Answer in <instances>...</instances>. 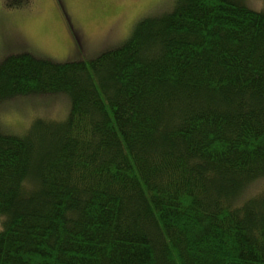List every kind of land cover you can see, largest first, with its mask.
<instances>
[{
	"label": "trees",
	"instance_id": "16d2710c",
	"mask_svg": "<svg viewBox=\"0 0 264 264\" xmlns=\"http://www.w3.org/2000/svg\"><path fill=\"white\" fill-rule=\"evenodd\" d=\"M0 264H264V9L174 0L86 60H0ZM256 188L255 190H253Z\"/></svg>",
	"mask_w": 264,
	"mask_h": 264
},
{
	"label": "rangeland",
	"instance_id": "374dc122",
	"mask_svg": "<svg viewBox=\"0 0 264 264\" xmlns=\"http://www.w3.org/2000/svg\"><path fill=\"white\" fill-rule=\"evenodd\" d=\"M174 0H0V60L29 53L55 62L86 60L126 41L141 18L159 15ZM253 10L264 0H244ZM66 94H28L0 103V123L19 135L36 117L62 120ZM254 188L253 190H255Z\"/></svg>",
	"mask_w": 264,
	"mask_h": 264
}]
</instances>
